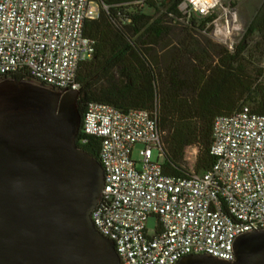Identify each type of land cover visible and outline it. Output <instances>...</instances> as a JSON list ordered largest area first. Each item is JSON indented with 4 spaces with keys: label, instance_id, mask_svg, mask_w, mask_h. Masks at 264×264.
<instances>
[{
    "label": "built area",
    "instance_id": "2783aa9c",
    "mask_svg": "<svg viewBox=\"0 0 264 264\" xmlns=\"http://www.w3.org/2000/svg\"><path fill=\"white\" fill-rule=\"evenodd\" d=\"M242 1L182 0L179 9L187 22L214 17L210 38L233 51L243 34ZM98 16L94 0H0V80L23 77L57 92L80 90L79 66L96 50L84 24ZM80 132L100 139L104 188L92 221L114 243L121 264H178L204 254L234 262L236 240L264 230V115L249 107L215 118L216 162L186 178L164 175L152 160L153 151L164 158L157 112L90 103ZM152 217L157 225L150 234Z\"/></svg>",
    "mask_w": 264,
    "mask_h": 264
},
{
    "label": "trees",
    "instance_id": "16d2710c",
    "mask_svg": "<svg viewBox=\"0 0 264 264\" xmlns=\"http://www.w3.org/2000/svg\"><path fill=\"white\" fill-rule=\"evenodd\" d=\"M94 1L99 16L85 22L84 35L95 41L96 50L76 77L81 118L90 103L157 112L164 175H191L185 161L190 148L199 152L196 172L211 170L215 118L244 106L264 115V70L254 66L249 51V43L258 39L254 50L264 56V2L230 51L209 36L214 17L192 16L187 22L179 9L182 0ZM77 145L99 159V138L80 132Z\"/></svg>",
    "mask_w": 264,
    "mask_h": 264
},
{
    "label": "water",
    "instance_id": "95a60500",
    "mask_svg": "<svg viewBox=\"0 0 264 264\" xmlns=\"http://www.w3.org/2000/svg\"><path fill=\"white\" fill-rule=\"evenodd\" d=\"M80 95L0 82V264H121L92 221L104 171L77 145ZM235 257L192 255L178 264H264V230L241 235Z\"/></svg>",
    "mask_w": 264,
    "mask_h": 264
},
{
    "label": "rangeland",
    "instance_id": "374dc122",
    "mask_svg": "<svg viewBox=\"0 0 264 264\" xmlns=\"http://www.w3.org/2000/svg\"><path fill=\"white\" fill-rule=\"evenodd\" d=\"M161 2L162 0H158ZM264 0H244L242 1L239 6H238V17L240 24L243 28V34H241L237 39L236 43H239L242 38L244 37V34L250 25L251 21L257 14L258 10L261 8ZM148 14H154L152 10H146ZM258 41V39H255L249 43L251 53L253 52V62L254 66L263 69L264 70V56L261 57L257 51L254 50L255 43ZM1 82V80H0ZM34 84H37V82H33ZM38 85V84H37ZM141 149L140 146H138L133 153V159L135 161L140 160L139 156V150ZM198 158H199V152L195 148H190L187 150L186 155H185V161L187 163V167L193 171H196L197 164H198ZM153 162H158L159 164L163 163V158L159 155L158 151H153V157H152ZM157 225V220L156 218L152 217L148 220L147 222V229L150 234L153 233Z\"/></svg>",
    "mask_w": 264,
    "mask_h": 264
}]
</instances>
